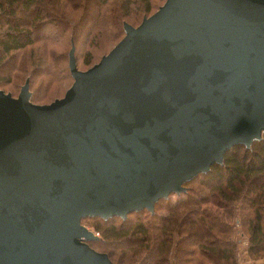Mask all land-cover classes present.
<instances>
[{
    "label": "water",
    "instance_id": "water-1",
    "mask_svg": "<svg viewBox=\"0 0 264 264\" xmlns=\"http://www.w3.org/2000/svg\"><path fill=\"white\" fill-rule=\"evenodd\" d=\"M47 103L0 88V264H119L81 219L159 198L264 131V0H164Z\"/></svg>",
    "mask_w": 264,
    "mask_h": 264
},
{
    "label": "trees",
    "instance_id": "trees-1",
    "mask_svg": "<svg viewBox=\"0 0 264 264\" xmlns=\"http://www.w3.org/2000/svg\"><path fill=\"white\" fill-rule=\"evenodd\" d=\"M57 1L0 0L2 56L28 49L34 43L36 25L47 20L49 23V19L53 22L48 12L55 11L56 5L64 7ZM113 4L109 12L111 18L115 16L107 23V26H114L111 46L124 35L123 23H132L127 20L129 17L137 15L140 18L160 5L158 0H114ZM19 13H23V17L30 16L27 25L22 23ZM69 36L67 56L74 44L76 59L77 41L72 33ZM108 50L99 56L88 50L82 55L83 64H93ZM40 59L37 55L36 60ZM34 65L32 63L31 66ZM76 65L79 68L77 60ZM68 68L67 63L66 71L70 73ZM30 76L27 73L19 86L11 89L13 95L28 80L30 99L44 103L36 99ZM67 77V86L59 96L73 81L71 73ZM2 80L8 83L10 79ZM184 185L186 190L175 193L178 196L176 200L171 199L173 193L167 198L161 197L155 202L152 212L142 208L129 212L124 218L118 215L83 217L81 221L98 220L94 227L100 236L90 240L89 244L96 250L105 251L119 264H235L237 248L246 237L244 251L248 257L251 260L264 257V131L248 147L233 145L225 152L222 163H214L207 172L195 175Z\"/></svg>",
    "mask_w": 264,
    "mask_h": 264
},
{
    "label": "rangeland",
    "instance_id": "rangeland-1",
    "mask_svg": "<svg viewBox=\"0 0 264 264\" xmlns=\"http://www.w3.org/2000/svg\"><path fill=\"white\" fill-rule=\"evenodd\" d=\"M58 1L57 2L64 5V7L62 8L59 5L55 6L53 4V6L56 7L55 11L48 13L54 21L52 22L49 19V23H47V20L46 22L43 21V23L41 22L36 25L37 31H35L33 36L34 43L31 46H28V49L18 50L11 55L5 56H2V53H0V57L3 60V62L0 63L1 89H10L6 92H11L13 95L11 89L16 88V86L18 87L23 79L22 77L27 75V73H30L32 88L35 90L36 99H40V102L47 103L48 100L57 94V97H60L59 94L64 87L67 86L69 81L67 75L70 73L69 70L66 71V66L68 63L67 52L69 49V40L71 41L69 36L70 33L74 35L73 37L77 41L76 60L79 62L78 66L80 69H85L90 66L84 65L82 62V55L88 50H91L93 55L96 54V56H99L102 51L104 52L108 50L111 46L113 42L112 30L114 29V26H107V23L110 19L113 20L115 16L114 15L111 18V12H109L113 7L112 5H114V0L113 2L111 0L109 3L107 1V3L103 2L102 0ZM158 2L159 4H162L163 0H158ZM149 14L150 13L143 14L142 17ZM142 17L138 18L137 15H134L127 20L131 21V24L137 25ZM19 18L20 20H23L22 23L26 25L30 21V16L26 15V17H23V13H19ZM68 30H71L72 32L69 33ZM32 46L35 47L31 48ZM37 55H40V60H36ZM30 61L35 65L31 66L32 63ZM28 70L31 72H26ZM5 78L10 79L11 81L9 80L8 83H5L4 80H2ZM19 90L20 89H18L17 93H14V95H17ZM177 198L178 196L173 193L171 199L176 200ZM95 221L97 222L98 220L86 219L81 222L89 229L92 228L93 230L98 231L94 227ZM242 239L243 240L237 248L238 259L235 264H264V257L255 260H251L248 257L247 253L244 251L247 239L246 237H243Z\"/></svg>",
    "mask_w": 264,
    "mask_h": 264
},
{
    "label": "built area",
    "instance_id": "built-area-1",
    "mask_svg": "<svg viewBox=\"0 0 264 264\" xmlns=\"http://www.w3.org/2000/svg\"><path fill=\"white\" fill-rule=\"evenodd\" d=\"M84 224V223H83ZM85 225V224H84ZM86 226V225H85ZM87 227V226H86ZM88 228V227H87ZM89 229V228H88ZM93 231L94 235L98 236L100 235L99 231L93 230L92 228L90 229Z\"/></svg>",
    "mask_w": 264,
    "mask_h": 264
}]
</instances>
